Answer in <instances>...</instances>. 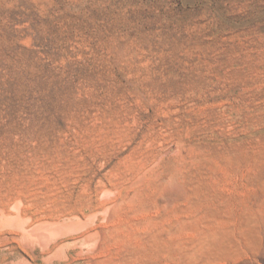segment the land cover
Wrapping results in <instances>:
<instances>
[{"label": "rangeland", "instance_id": "rangeland-1", "mask_svg": "<svg viewBox=\"0 0 264 264\" xmlns=\"http://www.w3.org/2000/svg\"><path fill=\"white\" fill-rule=\"evenodd\" d=\"M0 264H264V0H0Z\"/></svg>", "mask_w": 264, "mask_h": 264}, {"label": "bare ground", "instance_id": "bare-ground-1", "mask_svg": "<svg viewBox=\"0 0 264 264\" xmlns=\"http://www.w3.org/2000/svg\"><path fill=\"white\" fill-rule=\"evenodd\" d=\"M14 222H16V221H14ZM20 225H21V224H20ZM40 225L43 226L42 224H39L38 229H40V227H41ZM71 225H72V224H71ZM43 227H44V226H43ZM46 227H47V226H46ZM70 227H71V226H70ZM58 228H59V227H58ZM66 228H67V226H66ZM68 228H69V226H68ZM45 229H46V228H45ZM63 229H65V228H63ZM42 230H43V229H41L40 232L46 231V234H48V233L50 234V232H51V234H53L52 228H51L50 230L48 229L49 231H47V230H43V231H42ZM22 231H23V229H22ZM55 231H57V227H56ZM59 231H60V230H59ZM25 232H26V231H25ZM30 233H31V232H30ZM54 233H55V232H54ZM56 233H57V232H56ZM24 234H25V233H24ZM28 234H29V233H28ZM31 234H32V233H31ZM44 234H45V233H44ZM46 234H45V235H46ZM51 234L49 235V237L51 236ZM32 236H33V235H32ZM45 237L47 238L48 235H47V236H44V235H43V238H44V239H46ZM48 239H49V238H47V240H48Z\"/></svg>", "mask_w": 264, "mask_h": 264}]
</instances>
